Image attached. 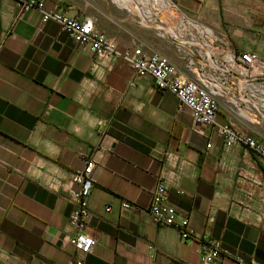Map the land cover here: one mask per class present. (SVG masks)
I'll return each mask as SVG.
<instances>
[{
  "label": "crops",
  "instance_id": "obj_1",
  "mask_svg": "<svg viewBox=\"0 0 264 264\" xmlns=\"http://www.w3.org/2000/svg\"><path fill=\"white\" fill-rule=\"evenodd\" d=\"M171 2L167 15L264 59V0ZM137 5L44 1L45 10L91 21L119 49L159 53L184 73L181 46L143 24ZM95 62L39 10L0 0V264L71 263L69 180L91 158L87 231L96 244L84 264H199L197 242L152 223L148 208L163 180L191 229L230 252L221 264H264V158L226 147L213 129L198 132L175 95L126 61ZM231 109L221 101L216 122L264 143V120L251 124Z\"/></svg>",
  "mask_w": 264,
  "mask_h": 264
},
{
  "label": "built area",
  "instance_id": "obj_2",
  "mask_svg": "<svg viewBox=\"0 0 264 264\" xmlns=\"http://www.w3.org/2000/svg\"><path fill=\"white\" fill-rule=\"evenodd\" d=\"M13 1L21 13L30 9L39 10L43 24L49 21L57 23L61 31L78 45L88 47L96 58L95 65L122 59L133 69L136 77H152L157 90L170 92L177 97L180 109L189 112L198 132L213 129L226 147L242 145L264 158V143L232 123L216 122L221 101L230 105L234 114L244 121L258 124L264 120V59L256 53H238L231 43L215 38L209 29L190 20L178 21L170 15L169 21L172 23L165 20L160 23L169 29L165 35L181 46L178 49L184 54L185 72L180 73L166 56L147 53L136 46L121 50L114 40L97 30L91 21L45 10V0ZM210 147L211 144L208 145ZM95 168L96 161L91 158L69 180L68 193L73 210L68 224L74 233L65 237V242L75 250V257L70 264H84L96 244L95 237L87 231ZM167 192L168 182L163 180L154 191L148 208L152 223L158 227L174 228L182 241L197 242L199 264H221L224 258L231 255L230 252L221 241L199 237L191 229L189 218L168 202ZM129 208L127 202L122 205L125 211ZM109 211L110 208H106V212ZM239 264L246 263L239 260Z\"/></svg>",
  "mask_w": 264,
  "mask_h": 264
},
{
  "label": "rangeland",
  "instance_id": "obj_3",
  "mask_svg": "<svg viewBox=\"0 0 264 264\" xmlns=\"http://www.w3.org/2000/svg\"><path fill=\"white\" fill-rule=\"evenodd\" d=\"M136 1L140 3V6L137 5V7L138 8L141 7L142 23L149 24L150 26H152L150 28H157L160 31L162 30L161 31L162 34L165 35V33L169 29L160 22L161 20H165L169 23H172L171 21H169V15H167L165 11H163L162 8L156 4L155 0H136ZM137 12L140 13L138 9Z\"/></svg>",
  "mask_w": 264,
  "mask_h": 264
},
{
  "label": "bare ground",
  "instance_id": "obj_4",
  "mask_svg": "<svg viewBox=\"0 0 264 264\" xmlns=\"http://www.w3.org/2000/svg\"><path fill=\"white\" fill-rule=\"evenodd\" d=\"M155 2L158 6H160L162 8L163 11H166L167 9H169L172 6V3L170 2V0H155ZM244 117H246V116L244 115Z\"/></svg>",
  "mask_w": 264,
  "mask_h": 264
}]
</instances>
